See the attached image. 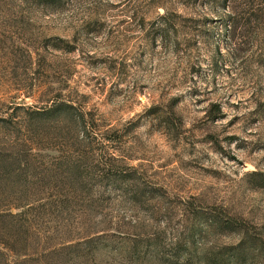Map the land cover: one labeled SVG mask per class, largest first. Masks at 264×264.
<instances>
[{"label": "rangeland", "instance_id": "obj_1", "mask_svg": "<svg viewBox=\"0 0 264 264\" xmlns=\"http://www.w3.org/2000/svg\"><path fill=\"white\" fill-rule=\"evenodd\" d=\"M25 1L0 0V264H264V0Z\"/></svg>", "mask_w": 264, "mask_h": 264}, {"label": "trees", "instance_id": "obj_2", "mask_svg": "<svg viewBox=\"0 0 264 264\" xmlns=\"http://www.w3.org/2000/svg\"><path fill=\"white\" fill-rule=\"evenodd\" d=\"M17 3H19V2H26L25 0H15ZM31 2H33V3H35V4H37V5H42V4H45V3H47L45 0H31ZM66 106L64 105V104H62V105H59L58 107L56 106L55 108H56V110L54 109V108H50V109H52V110H55V112H61V111H65V108ZM63 108V109H62ZM50 109H48V110H45V111H50ZM263 184H264V182H262ZM12 215V214H11Z\"/></svg>", "mask_w": 264, "mask_h": 264}]
</instances>
